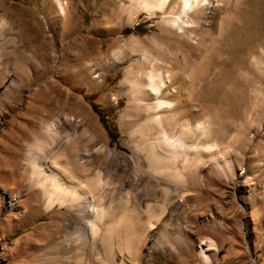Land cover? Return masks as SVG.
Wrapping results in <instances>:
<instances>
[{"label": "rangeland", "instance_id": "1", "mask_svg": "<svg viewBox=\"0 0 264 264\" xmlns=\"http://www.w3.org/2000/svg\"><path fill=\"white\" fill-rule=\"evenodd\" d=\"M124 7H131L132 17ZM193 18L197 24L193 33L200 44L195 46L186 36L181 50L195 58L201 69L217 67L214 70L223 79L228 74V81L218 86L190 88L192 99L199 92L205 97L194 107L195 114L211 119L213 136L198 141L216 143L213 152L204 151L208 155L217 154L232 139L235 173L225 179L210 163L201 165L198 197L194 201L187 195L177 209L178 217L190 235L197 229L198 242L206 237L214 240L216 250L207 251L208 264H264V0H216L202 6ZM0 21L4 23L0 28V70L4 71L0 82L4 101L0 104V264H76L78 258L86 257V250L82 244L72 246L73 226L59 222L57 208L43 212L41 191L30 186L26 142L38 134L42 114L54 120L58 112L61 121L68 114L86 117V128L95 136L93 141L85 136L83 149L81 144L69 148L73 158L104 145L127 152L122 143L129 136L122 118L129 110V99L123 79L127 66L138 68L128 59L142 53L132 52L129 41L138 40L144 50L156 55L150 41L162 42V15L139 12L131 0H0ZM113 56L120 59L115 66L110 65ZM237 145L246 150L242 157ZM118 165L93 156L88 177L96 168L119 169ZM132 172L117 171L113 180L122 184ZM100 179L106 181V174ZM142 181L152 183L148 177ZM133 191L144 203L160 200L140 187ZM133 191L128 196L122 191L119 202L144 219L133 202ZM195 205L198 210L193 209ZM152 211L158 214L159 208ZM190 216L197 218L196 229H189ZM71 222L85 230L83 224ZM154 231L140 264H203L190 246L157 247L159 234ZM58 242L71 244L68 260L53 258L61 252L57 248L54 254ZM95 258L90 251L89 263L98 264Z\"/></svg>", "mask_w": 264, "mask_h": 264}, {"label": "bare ground", "instance_id": "2", "mask_svg": "<svg viewBox=\"0 0 264 264\" xmlns=\"http://www.w3.org/2000/svg\"><path fill=\"white\" fill-rule=\"evenodd\" d=\"M214 1L216 0H131L139 12L161 14L165 29L160 37L164 44L152 41L153 39L150 41L156 55L144 50L145 45L142 46L138 40L129 41L132 52L139 49L142 53L133 54L128 59L138 68L134 70L128 64L123 79L124 94L129 99V110L122 118L123 130L129 136L122 143L127 152L104 145L92 151L83 150L81 156L77 154L73 158L68 149H76L79 144L83 149V144H86L85 136H89L91 141L95 136L90 127L86 128V117L68 114L61 121L58 112L54 120H50L47 113L42 114L43 122L37 130L38 134L26 142L25 161L31 167L30 186L41 191L43 212L57 208L59 222L64 221L66 225L73 226L72 246L82 244L81 249L86 250V257L78 258L76 264H90V251L96 256L98 264H140L142 250L149 234L154 230L159 234L157 247L178 250L190 246L191 251L196 249L201 263H210L207 251L216 250L214 240L206 237L204 241L198 242L197 218L190 216L188 220L191 225L189 229H196L190 235L189 230L182 227L177 209L184 205L187 195L194 201L197 199L201 165L210 163L225 179L235 173L231 153L236 151H233L232 139L217 154H204V151L215 148L216 144L212 142L201 145L198 141L213 136L211 119L210 116L195 114L194 107L205 101V97L199 92L192 99L193 93L190 92L194 84L199 89L203 88L202 90L218 86L224 79L228 81V74L224 79L218 75L216 61L215 65L212 64L216 71L201 69L195 63V58L192 60L190 55L181 50V44L187 37L195 46L200 44L198 36L193 33L197 26L193 17L200 12L202 6ZM124 10L129 18L133 16L131 7H124ZM3 25V21H0V28ZM119 63L120 59L113 56L110 65ZM3 73L0 70V82ZM12 89L18 90L17 87ZM5 96L6 93L3 97ZM1 102L4 103L2 99L0 104ZM234 139L236 142L237 139ZM235 149L240 157L246 151L238 145ZM93 156H97L99 161L117 162L119 169L96 168L92 177H88ZM138 170L140 174H136ZM117 171H133V174L128 175L122 184H117L113 180ZM103 173L107 180L102 182L100 177ZM143 177L150 178L152 183L143 182ZM188 183L190 190L187 189ZM138 187L158 196L159 202L144 203L141 195L133 191ZM122 191L127 196L132 191L135 192L133 202L140 208L144 219L133 215L132 211L119 202ZM155 206L159 208L158 214L152 211ZM193 209L196 210L197 206H193ZM71 220L83 224L85 230L77 228ZM170 236L172 242L169 240ZM188 236L189 244L186 241ZM60 244L58 242L54 245V254L57 248L61 252L53 258L57 260V257L62 256V259L68 260L71 244Z\"/></svg>", "mask_w": 264, "mask_h": 264}, {"label": "trees", "instance_id": "3", "mask_svg": "<svg viewBox=\"0 0 264 264\" xmlns=\"http://www.w3.org/2000/svg\"><path fill=\"white\" fill-rule=\"evenodd\" d=\"M126 32V31H125Z\"/></svg>", "mask_w": 264, "mask_h": 264}]
</instances>
